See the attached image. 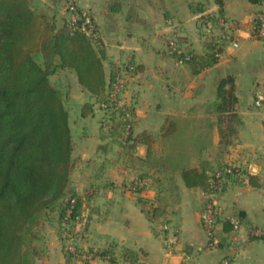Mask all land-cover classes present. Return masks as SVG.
I'll use <instances>...</instances> for the list:
<instances>
[{
  "label": "crops",
  "instance_id": "1",
  "mask_svg": "<svg viewBox=\"0 0 264 264\" xmlns=\"http://www.w3.org/2000/svg\"><path fill=\"white\" fill-rule=\"evenodd\" d=\"M42 1L58 13L62 10V15L66 1L87 10L99 7L103 12L100 28L116 43L126 42L129 55L140 67L132 97L134 133L159 138L167 118L178 123L173 140L153 146L159 157L174 160L183 152L191 168L207 165L213 170L218 160L226 157L249 171L256 183L249 178L234 181L226 194L214 197L220 218L236 219L239 227L227 231L219 224L211 243L201 221L210 196L200 187H186L179 169L170 166L163 174L149 165L146 145L130 150L107 137L101 130L103 113L98 107L82 115L83 106L93 102L84 92L88 99L72 129L75 165L71 186L83 202L86 232L79 246L97 251L98 256L91 262L72 260L70 264H109L99 253L111 244L117 245L119 253L124 247L139 252L141 264H264V103L256 105L258 97L264 96V42L250 33L264 11V2L253 5L246 0H225L231 44L217 64L200 69L171 54L167 40L177 32L181 52L198 60L204 58L207 52L200 10L217 12L215 0ZM161 30L165 32L162 35ZM229 76L235 81L240 124L231 146L224 147L217 116L208 114L207 107L215 102L221 81ZM219 154L222 158L218 159ZM143 174L151 177L147 188L140 193L128 192L126 184ZM139 198L163 208L158 222L149 221ZM49 232L50 242L37 264H67L54 230Z\"/></svg>",
  "mask_w": 264,
  "mask_h": 264
},
{
  "label": "trees",
  "instance_id": "2",
  "mask_svg": "<svg viewBox=\"0 0 264 264\" xmlns=\"http://www.w3.org/2000/svg\"><path fill=\"white\" fill-rule=\"evenodd\" d=\"M215 1L219 10L214 16L200 10L201 31L207 52L204 58L198 60L190 53L185 55L181 52L179 37L167 41L170 52L172 49L179 50L180 54L175 52V55L196 68L204 69L217 64L231 40L228 28L219 23L220 19L229 23L224 11L225 0ZM246 1L253 5L264 2ZM36 2L0 0V264H37L42 252L37 246L39 228L51 213L57 212L58 223L62 226L72 224L74 227L78 217L80 221L83 219L82 198L71 186L75 161L70 113L65 107L62 90L50 79L59 71L73 73L84 92L93 99V102L83 106L82 115L87 116L98 107L103 113L102 132L109 138L127 144L131 142L128 145L130 150L140 144L146 145L145 161L159 168L160 173H166L170 166L172 170L179 169L186 187H200L208 195L215 196L224 194L230 181L240 182L249 178L256 184L249 171L240 166H220L213 170L203 165L201 169H196L188 165L189 157L183 152L174 160L163 155L159 157L153 146L176 137L177 121L167 118L159 138L146 132L136 135L135 108L125 104L123 109L115 110L110 100L113 84L121 71L115 66L109 77L105 67L104 42L98 36L100 26L93 16L94 28L90 33L82 30L84 18L76 23L74 29L70 25L72 14H82L85 9L68 3L62 15L63 24L58 26V11L45 5L42 9L36 8ZM71 6L77 10L71 11ZM211 21L215 28L208 32L207 25ZM217 32L220 37H216ZM37 57L41 58V63ZM130 67L127 70L139 73L138 65ZM194 70L195 73L198 71ZM235 90L233 77L223 79L215 102L207 107L208 114L217 116L221 144L224 146H231L236 126L240 124ZM150 178L148 174L141 175L139 180L147 183L135 192L145 190ZM139 205L153 224L163 216L160 206L143 198H139ZM70 209L72 213L68 215ZM219 224H223L227 231L233 226L230 221L219 218L215 231ZM118 250L117 245L111 244L99 254L109 264H141L139 252L128 247L120 253ZM77 253L66 250L67 264L74 260Z\"/></svg>",
  "mask_w": 264,
  "mask_h": 264
},
{
  "label": "rangeland",
  "instance_id": "3",
  "mask_svg": "<svg viewBox=\"0 0 264 264\" xmlns=\"http://www.w3.org/2000/svg\"><path fill=\"white\" fill-rule=\"evenodd\" d=\"M36 1L37 2L34 4V6L36 8L43 7V1L42 0H36ZM68 3L69 2L66 1V5ZM61 11L56 15L58 26H62V24H63ZM85 11H87L90 15H92L94 20H95V22H97V23L102 19L101 18L102 15H100V14H102L103 12H101L99 7L95 8V10H87V9H85ZM63 13L65 14V9H64ZM50 15H51V13H50ZM228 21H229V23H228L226 28H228V35L231 36V19L228 18ZM98 25H99V23H98ZM163 33H165V32H163L161 30V34L160 35H162ZM176 33L177 32L173 31V33H172L171 37L169 38V40L177 39V37H179V36H176ZM201 33H202V31H201ZM98 36L102 37L103 42H104L105 51L107 52L106 53L107 54L106 55V59H105V66H106V70H107V73H108L109 77H110V72L112 71V69L115 66H118L120 71H121V77H122V79L124 81V84H125L124 88H123V93H122L123 101L129 107H134L133 98L132 97L134 96L133 95L134 86H135V84L137 82L139 73L138 74H136V73L134 74V73L131 72V70H127V68L130 65L132 67L133 64H134V66L138 65L137 61H135L131 57V55H129V53H130L129 51L130 50H128V48L125 47L126 42H124V43H121V42L116 43L114 41L113 37H111L109 35V33H105V30H104L103 27L100 30ZM202 37H203V34H202ZM216 37H220L218 35V32H217ZM162 39H161V44L165 45V43H163L164 40L162 41ZM256 40H258V39H256ZM229 44H231V40H230ZM119 46H121V47H119ZM122 49H125V50H122ZM122 51H125V52L123 53ZM175 52H179V50L172 49L171 54L175 55ZM179 54H180V52H179ZM37 60L40 63L42 62L40 57H37ZM50 79H51V82L56 87L61 89L62 92H63L64 104H65V107L67 108V110L70 113V123H71L72 129L74 131L75 130V124L77 123V120L79 119L81 106L84 103H86V100L88 98H87V96H85L84 90L79 85L76 76L73 73H71L69 70L59 71L56 74L52 75L50 77ZM134 98H135V96H134ZM262 106H263V103L261 104L260 107H262ZM119 142L121 144L125 143V144H123L124 147L126 149H130L128 147V145H130L131 142H129L130 144H127L126 142H123V141L121 142L120 140H119ZM229 146H224V147H229ZM222 153L223 152H221V154ZM217 158L219 159V158H222V157L219 154L217 156ZM218 162H219V164H217V168L220 167V166H225V167H228V168L234 167V166L239 167L238 165H234V163H231V160L227 161L226 157L224 159L222 158V161L218 160ZM138 179H139V177L134 178L133 180L129 181L126 184L125 188H127L128 192H130L131 194L132 193H136V192H133L131 189H132V185H133L134 181H136ZM231 184H232V182L230 181L227 191L231 188ZM227 191L224 192V194H226ZM224 194H221V195H224ZM221 195H219V196H221ZM209 196H210V199L208 200V202L206 204V207L209 204V202H213L214 201L213 199H214L215 195H209ZM216 196H218V195H216ZM215 205H216V209H217L218 213H221L220 210L218 209V206H217L216 202H215ZM206 207H205V209H206ZM161 209L163 211V208H161ZM201 221H202V219H201ZM202 224H203V222H202ZM50 229L54 230L53 233L55 234V236L57 237V239L60 242L61 246L63 247L64 254H66V250H68L70 245H72L73 247H75L77 249L78 253H77L76 256H74V260H80V261L85 263V262H88V261L89 262L93 261L94 258H96V256H98L97 255V253H98L97 251L89 252L87 249L81 248L79 246V245H81L84 233L86 232V229H85V226H84V220L80 221L79 223H76L74 225V227L72 226V224H69L67 226H64V225L62 226V225H60L58 223V215H57V212H55V213H51L48 216L47 220L39 228L40 239H39V241L37 243V246L42 251L41 254H40V257H42L45 254V252H46L45 251V248H46L45 244L48 241L50 242V240H49L50 237L47 238L48 234L51 233V232H49ZM40 257H39V259H40ZM38 260H37V263H38Z\"/></svg>",
  "mask_w": 264,
  "mask_h": 264
},
{
  "label": "built area",
  "instance_id": "4",
  "mask_svg": "<svg viewBox=\"0 0 264 264\" xmlns=\"http://www.w3.org/2000/svg\"><path fill=\"white\" fill-rule=\"evenodd\" d=\"M71 11H76V7L71 6L70 7ZM212 16H214L213 13H209ZM84 18V25L82 27L83 31H86L87 33H90L91 29L94 28V23L91 18V15L87 11H83L82 14L79 13H73L70 19V25L74 29H76L75 25L76 23ZM219 23L222 27H227L228 23L225 22L224 19H220ZM215 28V24L213 21L209 22L207 25V31L211 32ZM251 37L254 39H258L261 41H264V12L259 13V15L256 18V21L254 23L253 28L251 29ZM124 81L121 77V75L118 76L116 82L113 84V91L111 92L110 100L113 103V106L115 110H121L125 106V103L123 101L122 93H123V88H124ZM264 103V96H259L256 102L257 106H261V104ZM103 108H105L104 105H102ZM230 172V170H229ZM220 178V175H218ZM145 180H136L134 181L132 185V191L135 192L137 189H141L146 185ZM134 189V190H133ZM74 203V201H73ZM73 209V207H72ZM72 209L69 210L68 215H71ZM220 218V213H218L216 209L215 202H209L207 205L206 209L202 213L201 219L203 222V226L205 230L207 231L208 237L210 239L215 240V227ZM76 223L80 222V218L78 217L76 219ZM229 221L233 224L234 228L237 229L239 227V221L236 219H229ZM69 251L76 253L77 249L73 247L72 245L69 246L68 248Z\"/></svg>",
  "mask_w": 264,
  "mask_h": 264
}]
</instances>
